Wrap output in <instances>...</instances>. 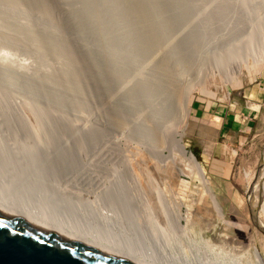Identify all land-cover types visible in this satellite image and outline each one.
I'll use <instances>...</instances> for the list:
<instances>
[{
    "label": "rangeland",
    "instance_id": "1",
    "mask_svg": "<svg viewBox=\"0 0 264 264\" xmlns=\"http://www.w3.org/2000/svg\"><path fill=\"white\" fill-rule=\"evenodd\" d=\"M238 1L241 0H0V106L9 110L4 117L0 112L1 145L11 146L12 156L18 153L22 157L23 148L33 147L34 153L42 157L43 153L33 146V138L20 124L17 113L21 111L26 118L28 116L39 138L42 129L35 121L34 108L42 107L59 117V123L56 121L57 125H53L58 131L54 127L56 132L47 136L48 139L50 136V147L47 145L46 152L52 158L44 152V161L37 157L45 167L41 166V161L38 164L36 155L31 165L38 169L40 165L42 172L47 169L46 172L51 173L48 172V182L37 184L41 181L36 178L30 184L24 182L25 187L19 188L6 181L5 186L0 170L3 188L0 191L9 192L15 199L22 197L29 203L36 198L48 209L60 207L62 203L64 207L60 208L65 213L55 209L60 218L70 217L81 226L84 224L101 232L104 229L110 236L117 238L119 235L122 240L131 238L137 242H140L139 227H144L142 221L150 215L158 217L166 234L176 236L178 231L171 232L173 224L168 223L163 211L171 209V217L176 216L177 211L188 213L187 222L182 223L190 228L194 237L205 238L226 249L246 247L260 264H264V241L247 224L240 209L247 173L250 174L264 156V108L256 119L247 120L246 117L248 124L244 131L240 127L228 139L216 136V142L222 144L224 150L217 149L208 161H202L200 154L198 158L193 152L196 149L190 146V139L198 136L199 130L192 114L196 100L230 102L234 97L237 99L236 93L241 87L253 81L259 72H264V62L256 63L253 72L243 69L240 85L227 80L245 59L242 57L243 32L233 9ZM211 73L213 77L208 76ZM203 76L204 85L195 84L196 89L189 97L190 116L183 142L202 165L207 186L222 210V217L218 216L201 182L190 173L191 168L182 158L181 163L190 175L184 177L187 189L183 196L176 199L179 197L177 187L158 174L143 136L153 129L154 118L149 114L152 102L159 104L161 110L169 102V95L163 92L170 84L169 78L199 83ZM168 106L175 109L173 98ZM69 123L87 129L88 133L91 131L88 152L86 149L81 152L77 147L80 131L74 133L72 139L73 134L65 127L64 130L63 124ZM51 138L57 143L50 141ZM100 140L99 146L105 147L107 142V149L98 146ZM90 152L92 157L88 156ZM121 156L126 159L122 160ZM81 158L91 160L85 165ZM60 160L65 161L64 164ZM127 164H131L130 174L134 172L138 179L133 175V179L130 178L125 171ZM16 165H10L11 172ZM7 178L10 180L9 176ZM94 183L101 188L94 190ZM102 183L106 187H102ZM28 186L32 189L30 192ZM36 187L38 189L34 190ZM106 188L109 192L119 190L121 200H128H123L127 204L125 212L117 210L116 213L115 218L121 225L104 215L116 209L105 198ZM57 190L65 194H54ZM157 192L163 195L161 203ZM131 199L133 201H129ZM174 201L181 203L180 208ZM130 202L131 209L135 208L133 211L129 209ZM262 203L258 216L264 222ZM144 236L141 235L142 239L155 251L164 249L163 244H154V237ZM180 250L181 247L178 252Z\"/></svg>",
    "mask_w": 264,
    "mask_h": 264
},
{
    "label": "bare ground",
    "instance_id": "2",
    "mask_svg": "<svg viewBox=\"0 0 264 264\" xmlns=\"http://www.w3.org/2000/svg\"><path fill=\"white\" fill-rule=\"evenodd\" d=\"M233 9H234V13L238 15V19H239V22L241 24V29L243 32L242 38H244V53H243L242 57H244L245 59H243V61H241L239 63V66L237 67V69H235L234 73L227 77V80H228V82H232L233 84L240 85L241 80H242V75H243V69H248L250 72H253V65L254 64H256V63L259 64L261 62H264V0H241V1H238V3L234 4ZM245 54H247V55H245ZM180 64H179V66H180ZM167 65H169V63H167ZM138 72H140V71H138ZM138 72H137V74L139 75ZM213 74H216V73H214V70H213ZM213 74L212 73H211V75L208 74V76L213 77L214 76ZM203 78L204 79H201V81L199 83H193L192 81L181 82V80L177 79V77H174V78L172 77V79L169 78L170 84L168 83L169 85H167V86L164 85L165 89L163 88L164 91L163 90L162 91L164 93H167V95H169V97H170V98H168L169 102L172 98L174 99V101H175V109L174 110H173V108L170 109V107L168 106L169 102H168V104H166V106L163 110L159 109L160 105L157 103H153L152 102L153 100L150 99L152 97L149 95L148 96V97H150L149 100H151L152 106H153V108L150 109L149 114H151L153 116L154 123H153V129L150 132H148L149 134H147V132H146L145 134H143V136L146 138L145 141L148 144V146L150 147V149H149L150 154H151L152 160H154V162L156 164L158 174L162 175V179L164 181L165 180L171 181L172 183H170V184H172V185L174 184L177 187L178 192H179V197H176V199H179L181 196H183L184 190L187 189L186 185L184 184V183H187L185 181L184 177L186 175H188L189 173L184 168L185 166L183 167V165L181 163V158H182L184 160V162L186 164H188L189 167L191 168L190 173L193 176H195L201 182V184L204 188V192L210 198L211 203L213 204V207L215 208V211L217 212L218 216L222 217L223 216L222 210H221L220 206L218 205L215 197L213 196V194L210 191H208V190L206 191L207 181H206V179L205 180L203 179V177L199 171L200 169L198 167V164L196 162L194 154L186 148V146L183 142V133H184V130L186 127L187 120L190 116V107H189L190 99H189V97H190L191 92L194 89H196L195 84L198 87L204 85L206 79H205V76H203ZM166 82H169V80ZM146 91L149 92L148 89ZM149 93L151 94V92H149ZM2 105H4V102L2 103ZM0 112L3 114V117H4V115L8 114L9 110H8V108H6V106H0ZM23 113L21 111L17 113V116L19 117L20 124L25 128L29 137L31 136L33 138L34 145L33 144L32 145L36 147L37 151L41 150V154L42 153L44 154V152H46V150L48 151L47 145H48V140L50 139V136H49V139L47 137L48 133L52 134V132H54V131L56 132V130H54V127L56 128L57 126H53V125H57L54 123L57 121L58 116H55L50 110H45L42 107L34 108V113H35L34 117H36L35 121H37V125H40L38 127H40V129H42V136H41V138H39V137H37L38 135L34 132V131H36L35 128L33 130L32 124L31 125L29 124L30 121L28 122V120H27V119H29L28 116L26 118L25 114H23ZM177 113H178V116H177ZM3 119H5V118H3ZM61 121H63V120L61 119ZM63 125H64L63 128L65 127L66 131H68V133H71V135L73 134V136L70 135L71 137H73L72 139H74V137H75L74 135L77 134L76 132L80 131L79 135L76 138V142L79 144L77 147H78V149L80 148L81 152H82V150H85L86 147L90 143V141L88 139V136H89L88 134L92 135L91 131H90V133H88L89 131L87 129H84V130L82 128L79 129V127H77L76 125H74L72 123L63 124ZM65 128H64V130H65ZM57 131H58V127H57ZM74 133H76V134H74ZM52 137H54V136H52ZM90 137L92 138V136H90ZM94 137H95V135H94ZM53 140L54 139H52L50 141H53ZM93 140H95V139H93ZM53 142L57 143V140L55 139V141H53ZM94 143L96 144V142H94ZM99 143H97L98 146L101 145V140ZM102 143H105V142H102ZM106 143L104 144L105 147H106ZM95 144H94V146H97ZM2 145H3V143H2ZM2 145H1V137H0V170L3 171L2 172L3 175L2 174H0V175H2L1 181L3 182V184L5 186H6V184H5V181H6V182H8L14 186L17 185L19 188L21 186L25 187L24 182H27L30 184L32 181H35L36 178H38V181H41V182H37V184L38 183L41 184L44 181H45V183L48 182L46 179L48 178V175H49L48 172L49 171L46 172L47 169L46 170L44 169L45 171L42 172V170H41V168L43 166L45 167V165H43V163H44L43 162L44 160L42 158L43 154L41 157L38 155L40 153H34L33 147H32L33 149L25 147V148H23L22 153H21L22 157H20L18 153H15V156H12L11 146L7 145L4 147ZM49 145H50V143H49ZM49 145H48V147H50ZM108 145H110V144H108ZM117 146H118V148L122 147V145H117ZM99 147L105 148L102 146H99ZM91 148H93L95 150V148H97V147H91ZM21 149H22V147H21ZM36 149H35V151H36ZM93 149L89 148V150H93ZM106 149H107V147H106ZM1 150H3V151L1 152ZM67 150H70V149H67ZM97 150H98V148H97ZM19 151H21V150H19ZM51 151H52V149H51ZM51 151H49V152H51ZM86 151H87V149H86ZM93 151H91V152H93ZM68 152L70 153V151H68ZM91 152L89 155L87 153V155L90 156ZM121 152H122V150H121ZM45 154H47V152ZM84 154H85V152H84ZM35 155H36V157L39 156V158H41L43 160V161L40 160L41 163L43 162L41 165L42 167L39 165L40 171L38 168H35V165L31 166L35 162L34 161ZM49 155L47 154V157H49ZM82 155H83V153H82ZM125 155H126V153H125ZM71 156L73 157V155H71ZM71 156H69V157H71ZM88 156H86V157H88ZM91 157H92V155H91ZM121 157H122V160L126 159L123 156H121ZM44 158H46V156ZM54 158L56 159L57 157H54ZM65 158L67 159L68 157H65ZM74 158H75V156H74ZM74 158H71V159L74 160ZM263 158H264V156H263ZM37 159H38V157H37ZM71 159H69V160H71ZM81 159H83V158H81ZM84 160L85 159H83V163H84ZM88 160H91V158ZM88 160L87 161L85 160V165H86V162H88ZM3 161H6L7 163H2ZM38 161H39V159H38ZM40 161L38 162V164L40 163ZM60 161L62 162V160H60ZM64 162H62V163L64 164ZM67 162L65 164H67ZM22 163H25L26 165L24 167H22L23 166ZM11 164H17L15 169L12 170V172L10 171V165ZM56 164H57V162H56ZM130 165L131 164H127L125 167V171L128 172L129 174L132 173V170H131L132 168ZM58 167H59V165H58ZM33 172L36 173L37 177L35 176V174ZM53 172H55V171L53 170ZM69 172H70V170H69ZM65 174L66 173H64V175ZM133 174H134V172H133ZM150 174H151V172H150ZM259 174L260 175H259L257 183H261L264 180V163L261 166ZM67 175H69V174L67 173ZM132 175L130 174V176H131L130 178H132ZM247 175L249 176V173H247ZM7 176L10 177V180H8ZM31 176H34V179ZM134 177L136 178V176L133 175V178ZM136 179H138V178H136ZM124 182H125V180H124ZM103 183H104V181H103ZM32 185L33 184H31V186ZM94 185H96V184L94 183ZM104 186L105 185L103 184L102 187H104ZM109 186L110 185H108V187ZM27 188L29 189L28 190L29 192L32 190V189H30L31 188L30 186H28ZM98 188L96 185L94 190L98 189ZM169 188H170V186H169ZM172 188H174V187H172ZM1 189H3V188H1V186H0V190ZM33 189L37 190L38 187L33 188ZM56 189H58V188H56ZM106 189L107 190L103 191L105 193V198H108L107 200H109L110 203L112 202L113 203L112 206L115 207L116 209L112 212L105 213L104 215L109 217L110 220L111 219L117 220L115 218L116 213L118 211L123 212L124 210H126V209H124V206L127 204L124 202H127L128 200L127 201H125L124 199L121 200L120 197L122 195H120L121 193L119 190L112 189L109 192L108 188H106ZM58 190H57V192L54 191V194L57 193L60 196H63L65 194V192H64V194L63 193L61 194ZM63 190L64 189H62V192H63ZM151 190H153V187L151 188ZM14 194H16V193H14ZM100 194L103 195L102 192ZM157 195H158V198L160 200L163 199V198H161V197H163V195L160 192H157ZM0 199L8 201V202H10L16 206H19L21 208L43 214V215L53 219L54 221L66 226L68 228H71L73 230H76L78 232L86 234L88 236L107 240L109 242L124 246L126 248L138 251L140 253H143V254H146V255H149L152 257H155L157 259L169 262L171 264H260L257 261L256 257H254L252 255L251 251L248 250L246 247L242 246V248H241V246L240 247L238 246L239 248L226 249L223 245H214L205 238L199 239V238L194 237L189 230L190 228L185 227L183 225L184 223H182V222H187V220L189 218L188 213H183V212L181 213L180 211H177V215L171 217V215H170L171 209H169V208H168L167 212L165 211L166 209L163 212L167 217L168 223L172 222V224H173V228L171 229L172 230L171 232H173V231L177 232L178 231V234L176 236H174L173 233L170 235L166 234L165 229H164V227L162 228L158 217L154 216V214H153V216L150 215L148 218H146L145 220L142 221V222H144V227L140 228L138 226L139 224L138 225L136 224L139 227L138 233L140 236V240H138L140 242H137L136 241L137 239L132 240L131 238L130 239L132 241H130L129 238H128L129 240H127L126 238H125L126 239L125 240L123 237L122 238L124 240H122L120 238L121 236H119V235L117 236V238L114 236H110V235H108V234H110V232L107 234L108 231H106L104 229L101 232V231H98L95 229H91L87 226L85 227L84 224H83L84 226L83 225L81 226L80 224H78V222H75L76 220H73V218H70V217L60 218L59 211L61 213H65V211L63 209H62L63 211H61V208H60V207H64V205L62 203H59L60 207H58V206L55 207V209L58 208L57 210H59V211H57L55 209H48V208L42 207V205L38 203L40 201L36 198L34 199V202H31V203L24 202L22 197L15 199L14 196L10 195L9 192H7V191H4V192L0 191ZM125 199H129V198L125 197ZM123 200H124V202H123ZM129 201H133V200L131 199ZM137 201H139V200L137 199ZM161 202H162V200L160 201V203ZM131 203L132 202H130L129 204H131ZM163 204L164 203H162V206H163ZM174 204H176L178 206V208H180V206H181L180 202L174 201ZM263 204L264 203H262V205ZM129 206H130V208L128 206L127 207L129 209H131L132 204ZM137 206L138 205L136 204V207ZM167 207H169V206L167 205ZM133 210H135V208ZM133 210L131 209V211H133ZM138 213H140V211ZM110 214H113V215H110ZM118 214H120V213H118ZM121 214H123V213H121ZM135 214L137 217V213H135ZM129 216H131V215H129ZM126 219H128V218H126ZM136 220H138V219H136ZM117 222H118L117 223L118 225H121V221L117 220ZM137 223H139V221H137ZM104 228H106V227H104ZM141 235H145L144 237H146L147 235H150L152 238L154 237V241H153L154 244L157 245V242H159V243L164 245L163 246L164 249H161V251H159V252L155 251V248L152 245H150V243H148V242L145 243L146 240H143ZM182 245H184V246L182 247ZM180 247H181V250L178 252Z\"/></svg>",
    "mask_w": 264,
    "mask_h": 264
},
{
    "label": "water",
    "instance_id": "3",
    "mask_svg": "<svg viewBox=\"0 0 264 264\" xmlns=\"http://www.w3.org/2000/svg\"><path fill=\"white\" fill-rule=\"evenodd\" d=\"M196 162L205 180L204 169L197 159ZM263 163L261 157L249 174L240 209L247 224L264 241V222L258 216L263 202L264 180L257 183ZM206 188L210 191L207 184ZM0 264L171 263L88 236L43 214L0 199Z\"/></svg>",
    "mask_w": 264,
    "mask_h": 264
},
{
    "label": "crops",
    "instance_id": "4",
    "mask_svg": "<svg viewBox=\"0 0 264 264\" xmlns=\"http://www.w3.org/2000/svg\"><path fill=\"white\" fill-rule=\"evenodd\" d=\"M230 102L196 100L192 107L194 122L198 123V136L190 139V146L197 150L202 161H208L223 145L216 142V136L231 137L233 131L245 130L250 119H256L264 108V72L240 88ZM248 119H247V118ZM247 119V120H246ZM216 132V134H215ZM215 134V135H214Z\"/></svg>",
    "mask_w": 264,
    "mask_h": 264
},
{
    "label": "trees",
    "instance_id": "5",
    "mask_svg": "<svg viewBox=\"0 0 264 264\" xmlns=\"http://www.w3.org/2000/svg\"><path fill=\"white\" fill-rule=\"evenodd\" d=\"M194 154L199 158V154L196 150H193Z\"/></svg>",
    "mask_w": 264,
    "mask_h": 264
}]
</instances>
